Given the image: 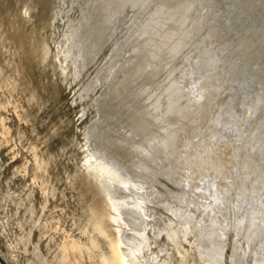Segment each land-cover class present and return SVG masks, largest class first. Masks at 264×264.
Masks as SVG:
<instances>
[{
    "label": "rangeland",
    "instance_id": "obj_1",
    "mask_svg": "<svg viewBox=\"0 0 264 264\" xmlns=\"http://www.w3.org/2000/svg\"><path fill=\"white\" fill-rule=\"evenodd\" d=\"M29 1L18 0L16 10L26 24L43 2ZM46 1L56 22L46 36L49 61L35 58L23 93L0 78V107L28 113L20 123L14 107L0 109L3 263L66 264L71 242L83 246V264L100 260L108 242L91 230H99L109 196L132 264H235L231 244L208 257L190 228L167 240L148 224L150 212L172 224L164 192L177 193L172 205L197 216L209 208L235 212L234 235L247 222L248 203H264V0ZM10 52L4 60L17 65ZM227 119L222 133L218 124Z\"/></svg>",
    "mask_w": 264,
    "mask_h": 264
},
{
    "label": "bare ground",
    "instance_id": "obj_2",
    "mask_svg": "<svg viewBox=\"0 0 264 264\" xmlns=\"http://www.w3.org/2000/svg\"><path fill=\"white\" fill-rule=\"evenodd\" d=\"M36 1V0H35ZM67 1V0H66ZM65 1V2H66ZM147 1V0H146ZM156 1V0H155ZM166 1V0H165ZM164 1V2H165ZM20 2V0H19ZM18 0H5L3 2L0 1V78L2 82L8 86L12 91L14 92H21L27 90L23 87V75L27 74L30 67L35 65V58L40 57L44 61L48 62L49 60V54H50V44L52 39L47 38V32L52 28V24L56 23L53 18L50 20L49 18V8H48V2L46 0H43L42 4L40 5L39 13L37 14L36 18L29 24H26L17 14L16 10L18 7ZM22 2V1H21ZM28 2H30L28 0ZM32 2V1H31ZM61 3L60 1H58ZM64 2V3H65ZM163 2V1H161ZM161 2L160 6L161 7ZM253 0L249 1L251 4ZM63 3V4H64ZM68 3V2H67ZM89 4V2H87ZM118 3V2H117ZM136 3V2H135ZM147 3V2H146ZM145 3V4H146ZM182 3V2H181ZM195 3V2H194ZM198 3V2H197ZM254 3V2H253ZM253 3L251 5H253ZM256 3V2H255ZM254 3V4H255ZM70 3H68L69 5ZM148 4V3H147ZM168 4V3H167ZM22 5V4H21ZM30 5V4H29ZM87 5V4H86ZM116 5V4H115ZM154 5V3H153ZM172 5V4H171ZM249 5L250 7H252ZM39 6V5H38ZM50 6V5H49ZM134 6V5H133ZM29 7V6H28ZM60 7V6H59ZM66 7V6H65ZM80 7V5H79ZM78 7V8H79ZM86 7V6H85ZM119 7V6H118ZM152 7V6H151ZM254 7V6H253ZM64 8V5L63 7ZM69 8V6H68ZM67 8V9H68ZM116 8V6H115ZM165 8V7H164ZM190 8V7H189ZM30 9V8H29ZM58 9V8H57ZM66 9V8H65ZM63 9V10H65ZM86 9V8H85ZM160 9V8H159ZM183 9V8H182ZM107 10V8H106ZM192 10V9H191ZM69 11V10H68ZM109 11V10H108ZM160 11V10H159ZM165 11V10H164ZM62 12V11H61ZM78 12V11H77ZM155 12V11H154ZM158 12V11H156ZM59 13V11H58ZM165 13V12H164ZM164 16L168 14H164ZM59 14L61 16H59ZM58 14V17H63L61 13ZM35 15V14H34ZM65 15V11H64ZM159 15V14H158ZM173 16V15H172ZM182 16V15H181ZM250 16V15H249ZM66 17V16H65ZM109 17V15H108ZM184 17V16H183ZM29 18V17H28ZM163 18V16H162ZM169 18V16H168ZM58 19V18H57ZM64 19V18H63ZM62 19V20H63ZM71 19V18H70ZM166 19V17H165ZM250 19V18H249ZM81 20V19H80ZM109 20V19H108ZM164 20V18L162 19ZM168 20V19H167ZM251 20V19H250ZM65 21V20H64ZM67 21V20H66ZM65 21V22H66ZM165 21V20H164ZM162 21V22H164ZM169 21V20H168ZM81 22V21H80ZM174 22V21H173ZM60 23V22H59ZM63 23V21H62ZM69 23V22H68ZM65 24V23H63ZM62 24V25H63ZM67 24V23H66ZM71 24V21H70ZM80 24V23H79ZM173 25V24H171ZM176 25V24H175ZM58 26V23H57ZM61 26V25H60ZM71 26V25H70ZM81 26V25H80ZM170 26V25H168ZM185 26V25H184ZM54 28V27H53ZM57 28V27H56ZM64 26H62V29ZM68 28V27H67ZM73 28V27H72ZM163 29V27H162ZM165 29V28H164ZM168 29V28H167ZM170 29V28H169ZM215 29V28H214ZM250 29V28H249ZM53 30V29H52ZM61 30V28H60ZM72 30V29H71ZM166 30V29H165ZM171 30L175 31V28H171ZM164 31V30H163ZM169 31V30H168ZM179 31V30H178ZM211 31V30H210ZM250 31V30H249ZM262 31V30H261ZM58 32V31H56ZM61 33V31H59ZM58 32V34H60ZM107 32V31H105ZM215 32V31H214ZM246 32V31H245ZM252 32V31H251ZM256 32V29H255ZM260 32V31H259ZM53 33V32H52ZM162 33V32H161ZM167 33V32H166ZM216 33V32H215ZM51 34V32H50ZM49 34V35H50ZM57 34V33H56ZM65 34V33H63ZM68 34V33H67ZM169 34V33H167ZM165 34V36L167 35ZM61 35V34H60ZM59 35V37H60ZM177 35V34H176ZM181 35V34H180ZM163 37V39L165 38ZM189 36V35H188ZM215 36V35H214ZM260 36V35H259ZM77 37V36H76ZM175 37V36H174ZM182 37V35H181ZM160 38V37H159ZM170 38V37H169ZM179 38V36H178ZM177 38V39H178ZM256 38V36H255ZM172 39V38H171ZM58 40V38H57ZM68 40V39H67ZM66 40V41H67ZM100 40V39H99ZM173 40V39H172ZM176 40V39H175ZM174 40V41H175ZM182 40V39H181ZM261 40V39H259ZM65 41V42H66ZM162 41V40H161ZM168 41V39H167ZM61 42V39L59 40V43ZM64 41H62L63 43ZM166 42V41H165ZM169 42V41H168ZM178 42V41H177ZM57 43V42H56ZM73 43V42H72ZM163 43V41H162ZM160 43V44H162ZM179 43V42H178ZM181 43V42H180ZM248 43V42H247ZM54 44V43H53ZM66 44V43H65ZM170 44V43H169ZM183 44V43H182ZM60 45V44H59ZM67 46V45H66ZM164 46V45H163ZM168 46V45H167ZM166 46V48H168ZM177 46V45H176ZM181 46V45H180ZM186 46V45H185ZM161 47V45H160ZM158 46V48H160ZM178 47V46H177ZM52 48V47H51ZM63 48V46H62ZM100 48V47H99ZM157 48V50H158ZM185 47H183L184 49ZM214 48V47H212ZM211 48V49H212ZM227 48V47H226ZM254 48V47H253ZM61 49V48H60ZM74 49V48H73ZM162 49V48H161ZM165 49V48H164ZM169 49V48H168ZM171 49V48H170ZM178 49V48H177ZM182 48H180L181 50ZM186 49V48H185ZM222 49V48H221ZM5 50V51H4ZM11 51L10 55L11 57L16 60L17 65H10L7 63L6 60H4L3 54L6 51ZM64 50V49H63ZM172 50V49H171ZM170 50V52H171ZM175 50V49H174ZM262 50V48H260ZM259 50V52H260ZM169 51V50H167ZM176 51V50H175ZM62 52V50H61ZM78 55H79V51ZM178 52V50H177ZM198 52V51H197ZM227 52V50L225 51ZM250 52V51H249ZM64 53V52H63ZM76 53V51H75ZM156 53V52H155ZM154 53V54H155ZM159 53V52H158ZM161 53V52H160ZM168 53V52H167ZM176 53V52H175ZM258 53V52H257ZM262 55L263 50L260 52ZM53 54V53H52ZM153 54V55H154ZM162 54V53H161ZM172 54V52H171ZM226 54V53H224ZM59 55V53H58ZM77 56V54H75ZM166 55V54H165ZM53 56V55H52ZM57 56V55H56ZM63 56V55H62ZM61 56V57H62ZM75 56V57H76ZM152 56V55H151ZM168 56V55H167ZM166 56V57H167ZM60 57V56H59ZM106 57V56H105ZM153 57V56H152ZM158 57V56H157ZM249 57V56H248ZM55 58V57H53ZM154 58V57H153ZM163 58V57H162ZM152 59V58H151ZM155 59V58H154ZM164 59V58H163ZM162 59V60H163ZM222 59V58H221ZM258 59V58H257ZM51 60V59H50ZM63 61V60H62ZM219 61V60H218ZM61 63V62H60ZM59 63V65H60ZM64 63V62H63ZM61 63V65L63 64ZM247 63V62H246ZM53 64V63H52ZM55 64V63H54ZM104 64V63H103ZM163 64V63H162ZM197 64V63H196ZM241 64V63H240ZM75 65V64H74ZM78 65V64H77ZM54 66V65H53ZM238 66V65H237ZM64 66L62 65L61 68ZM150 67V65H149ZM201 67V66H200ZM60 68V69H61ZM149 69V68H148ZM233 69V68H232ZM55 70V69H54ZM59 70V69H58ZM63 70V69H62ZM194 70V69H193ZM199 70V69H198ZM203 70V69H202ZM48 71V70H47ZM51 71V70H50ZM61 71V70H60ZM74 71V70H72ZM176 71V70H175ZM65 74L67 73L64 72ZM175 73V72H174ZM199 73V72H198ZM63 74V73H62ZM63 76H66V75ZM68 74V73H67ZM145 74V73H144ZM194 74V73H193ZM73 75V74H72ZM137 75V74H136ZM174 75V74H173ZM185 77V76H184ZM183 77V78H184ZM69 78V77H68ZM67 79V78H66ZM170 80V79H169ZM203 80V78H202ZM201 80V81H202ZM242 81V79H241ZM68 83V82H67ZM73 83V82H72ZM203 83V82H202ZM200 84V83H199ZM216 84H219L216 82ZM75 85V81H74ZM174 86V84H171ZM71 86V83L69 87ZM178 86V85H177ZM202 86V84H201ZM219 86V85H218ZM73 87V86H72ZM172 87V86H171ZM78 88V87H76ZM177 88V87H176ZM197 88V87H196ZM202 88V87H201ZM173 90V88H171ZM175 89V88H174ZM182 89V88H181ZM205 89V88H204ZM171 90V91H172ZM184 90V89H183ZM194 90V89H193ZM75 91V89H74ZM73 91V92H74ZM174 91V90H173ZM176 91V90H175ZM174 91V92H175ZM192 91V89H191ZM195 92V91H194ZM78 93V92H77ZM178 93V92H177ZM176 93V94H177ZM215 94V93H214ZM219 94V91L218 93ZM175 95V94H174ZM182 95V94H181ZM211 95V94H210ZM218 97V95H216ZM185 97V95H184ZM188 97V96H187ZM209 99V98H208ZM195 101V99H194ZM4 100L2 101V103ZM193 102V101H192ZM196 102V101H195ZM177 104V102H176ZM200 104V103H199ZM203 105V104H202ZM13 113L15 115V119L17 122L22 123L24 116L28 115L26 110L22 105L13 106V105H7L6 103H3L2 107H0L1 110L4 108H13ZM173 108V107H172ZM213 111L214 109L211 108ZM225 111H227L229 115V108H227ZM179 113V112H178ZM214 115V114H213ZM217 115V114H216ZM218 116V115H217ZM225 116V113H224ZM91 117V116H90ZM89 117V118H90ZM177 117V116H176ZM219 117V116H218ZM226 117H224L225 119ZM88 119V118H87ZM222 118L220 117V120ZM90 120V119H89ZM219 120V119H218ZM215 121V120H214ZM227 120H223L221 123L218 124V129L223 133L224 130L226 131V124ZM16 123V121H15ZM14 123V125H15ZM208 123V121H207ZM210 128V127H209ZM2 129V128H0ZM243 132V131H242ZM204 133V132H203ZM201 133V134H203ZM246 133V132H244ZM181 135V134H180ZM186 136V135H185ZM204 136V134H203ZM87 137V136H86ZM180 137V136H179ZM183 138V136H181ZM186 138V137H185ZM3 139V138H2ZM198 139V138H197ZM88 140V138H87ZM179 140V139H178ZM183 140V139H182ZM5 141V140H4ZM87 142V141H86ZM186 142V141H185ZM203 143V142H202ZM205 143V142H204ZM203 143V144H204ZM223 144V143H222ZM202 145V144H201ZM88 147V146H87ZM203 147V146H202ZM87 149V148H86ZM95 149V148H94ZM203 149V148H202ZM220 149V146H219ZM222 149V148H221ZM259 151V150H258ZM86 152V151H85ZM223 151H221L222 153ZM98 153V152H97ZM90 154V153H89ZM248 154V153H247ZM87 156V155H86ZM90 156V155H89ZM249 157V155L247 156ZM86 158V157H85ZM90 158V157H89ZM230 158V157H229ZM95 159V158H93ZM97 159V158H96ZM231 159V158H230ZM101 160V159H100ZM88 161V160H87ZM224 161V159H223ZM243 161V160H242ZM92 162V161H91ZM90 162V163H91ZM94 162V161H93ZM100 163V161H98ZM231 162V161H230ZM95 163V162H94ZM98 163V164H99ZM104 163V162H103ZM92 164V163H91ZM90 164V165H91ZM93 165V164H92ZM87 166V165H86ZM228 166V165H227ZM101 167V166H99ZM108 168V167H107ZM143 168V167H141ZM239 168V167H238ZM104 169V168H103ZM234 169V168H233ZM231 170V169H230ZM109 171V170H108ZM116 171V170H115ZM164 171V170H163ZM89 172V170H88ZM94 172V171H93ZM117 172V171H116ZM100 173V172H97ZM107 173V172H106ZM170 173V172H169ZM164 174V173H163ZM110 175V174H109ZM113 175V174H112ZM119 177V174L116 175ZM122 176V175H121ZM120 176V177H121ZM109 177V176H108ZM113 177V176H112ZM101 179V178H100ZM103 181V180H102ZM101 181V182H102ZM112 181V180H111ZM100 182V183H101ZM114 182V181H113ZM124 182V181H122ZM105 182L103 181V184ZM116 183V182H115ZM132 183V182H131ZM137 183V182H136ZM241 183V181H240ZM124 185V183H122ZM133 184V183H132ZM98 190L101 192L99 185L96 183ZM137 185V184H135ZM129 186V185H128ZM106 187V185H105ZM126 187V186H125ZM170 187V186H169ZM109 188V187H108ZM104 189V187H103ZM107 189V187H106ZM102 193V192H101ZM109 193V192H108ZM107 194V192H106ZM236 192L230 193V196L232 199H236ZM130 195V194H129ZM160 198L162 199V204L164 210H166L168 213L171 214V217H168V220L170 222L172 221V224L167 226V221L164 219V216H159L158 214L150 212L151 219L149 222V226L151 227L152 231L156 235H162L167 240H173L174 234L181 231L185 234V227L190 228L191 231H193L194 237L196 238L200 249V253L203 255H206L208 257L216 256V254H220L222 256L224 247L228 244L232 246L233 256H235V264H264V203L258 204L260 201V197L255 198V203L252 206L248 205L251 203H248V205L245 207V210H247V222L246 224L236 232V234H232L233 228V222L235 221L236 215L235 212L230 213L226 212L223 213L222 209H213L209 208L206 211L204 210L201 214V216H197L196 213L192 211H185L183 208H175V206L172 205L171 199L176 198L178 196L177 193L169 194L166 196V192L159 193L158 194ZM107 196V195H106ZM105 196V197H106ZM200 196V194H199ZM109 198V196H108ZM106 198V202L104 205H102L98 211L99 220H100V227L99 230H91V232L96 237H102L104 238L108 244V251L107 253L101 255L98 257L100 260H97L96 262H93L92 264H132L128 261V255L125 254V252L122 250L121 244L122 240L118 235L122 232V230H119V233L116 232L117 229L121 225H123L122 220L118 218V215L116 214V211L112 207V201L109 198ZM147 203V202H145ZM252 204V203H251ZM171 205V207H169ZM147 206V205H146ZM231 206L235 207L236 205L231 204ZM196 210H199L201 208L200 204H196ZM251 208V210H249ZM119 211V210H118ZM117 211V212H118ZM122 211V210H121ZM120 211V212H121ZM222 212V217L219 216V213ZM237 214L241 213V211H236ZM123 213V212H122ZM125 213V212H124ZM224 214V215H223ZM126 215V214H125ZM169 215V214H168ZM126 220V219H125ZM124 220V221H125ZM123 221V222H124ZM127 221V220H126ZM134 221V220H133ZM137 221L139 223L137 224V227H141L142 218L139 216ZM173 222L175 225H173ZM219 222V223H218ZM218 223V224H217ZM144 224V223H143ZM222 226L223 230L228 231L227 233L220 232L219 227ZM189 230V231H190ZM188 231V232H189ZM132 232V231H131ZM138 232V231H137ZM187 233V232H186ZM137 234V233H135ZM188 234V235H190ZM138 235V234H137ZM189 237V236H188ZM135 238V237H134ZM191 238V237H189ZM194 239V238H191ZM96 240V239H95ZM195 241V240H194ZM67 249L71 251L69 254L66 264H83V246L76 245L75 243L71 242L66 244ZM189 247V246H188ZM93 248V247H92ZM127 248V247H126ZM97 249V248H96ZM106 249V248H105ZM89 250V249H88ZM94 250V249H93ZM197 250V248H196ZM92 251V249H91ZM198 252V251H197ZM196 253V252H195ZM97 254V253H96ZM193 256V255H192ZM191 256V257H192ZM190 257V258H191ZM195 257V256H194ZM199 257V256H196ZM194 259V258H193ZM196 260V259H195ZM201 260V259H200ZM0 264L2 261L0 260ZM7 264V263H6ZM144 264V263H143ZM191 264H193L191 262Z\"/></svg>",
    "mask_w": 264,
    "mask_h": 264
},
{
    "label": "water",
    "instance_id": "obj_3",
    "mask_svg": "<svg viewBox=\"0 0 264 264\" xmlns=\"http://www.w3.org/2000/svg\"><path fill=\"white\" fill-rule=\"evenodd\" d=\"M0 260L2 261V263L4 262L1 258H0Z\"/></svg>",
    "mask_w": 264,
    "mask_h": 264
}]
</instances>
